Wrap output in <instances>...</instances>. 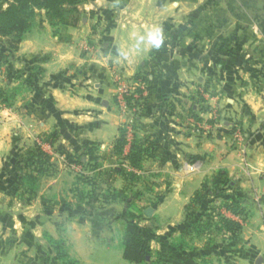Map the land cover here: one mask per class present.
<instances>
[{
    "label": "rangeland",
    "instance_id": "374dc122",
    "mask_svg": "<svg viewBox=\"0 0 264 264\" xmlns=\"http://www.w3.org/2000/svg\"><path fill=\"white\" fill-rule=\"evenodd\" d=\"M106 2L111 9H104ZM69 22L65 29L52 27L39 10L31 29L34 38L28 43L17 44L0 36V210H9L4 224L11 220L20 230L22 222L26 223L32 252H39L41 245L54 252L56 245L64 249L68 235L82 234L87 227L93 232L107 228L106 240L117 239L113 249L121 252L120 240L126 230L149 238L166 225L167 205L160 199L173 170L160 164L164 157L153 158L154 144L145 137L150 117L158 111L156 99L166 91L162 77L158 78L160 72L167 73L164 70L171 65H183L185 74L180 78L175 68L171 73L176 82L170 90L181 93L172 95L175 113L198 138L220 136L221 154L244 160L249 145L244 129L237 122L225 123L223 118L227 97L218 81L227 82L228 71L218 72L216 67L258 68L262 73L254 74V78L260 77L253 81L258 87L264 84V0H87L77 6ZM154 27L161 29L163 44L142 56L141 45L143 50L149 45L142 42L137 47L136 36ZM55 30L59 35H53ZM106 38L111 39V45ZM70 42L75 49L70 54L81 57L76 80L73 76L70 83L65 79L74 71L64 60L49 65V70L65 65L58 78L60 107L52 111L55 104L49 92L37 87L41 82L35 63L23 56L28 51L47 54L56 47L54 43L66 48ZM102 65L108 68L107 74L101 72ZM249 74L242 69L232 79L240 82L237 86L249 84ZM246 89L245 99L264 103V90L259 89V95L250 85ZM90 140H97L98 147ZM60 146L80 156V162L68 161ZM88 146L95 148L92 154ZM133 146L141 149L135 163L130 157ZM40 153L45 155L41 159L45 163L38 174L36 164L33 169L26 165ZM186 165L191 172L197 168L193 162ZM30 170L38 176L35 190L20 179ZM205 181L221 193L209 205L226 218L230 213L226 204L234 200V189L219 172ZM112 189L122 191L121 200L103 202L106 196L117 194ZM221 217L215 215L214 224L220 223ZM245 219L240 217L239 224L244 225ZM209 220L207 215L201 218ZM212 233L219 240L227 234L216 228ZM18 234L11 236L14 239ZM190 237L184 240L190 242ZM158 251L166 254L165 249Z\"/></svg>",
    "mask_w": 264,
    "mask_h": 264
},
{
    "label": "crops",
    "instance_id": "0c3cea01",
    "mask_svg": "<svg viewBox=\"0 0 264 264\" xmlns=\"http://www.w3.org/2000/svg\"><path fill=\"white\" fill-rule=\"evenodd\" d=\"M103 6L104 9L108 10L112 8L109 2L103 4ZM33 36V32H28L22 39V43H28L29 39L34 38ZM109 39L106 43L111 45V39ZM53 41L57 42L58 40L55 38ZM54 44L56 46L53 48L54 50L47 54H42L39 51L29 53L28 51L23 56V59L29 63H35L34 66H36L35 69L41 82L37 87L40 90L49 92L50 95L48 96L55 104L54 108L53 106L50 108H53L52 111L56 107H58L57 109L60 107L58 105L60 104L59 97H61L60 89H62V86L58 78L60 77V69L64 71L65 65L56 68V70H49V65L63 60V62H67L69 64L68 69L73 68L74 71L73 75L68 73L69 77L65 76V79L70 83V77L73 76V81L76 80L75 70L81 59V57L73 58L70 54V52H75L71 42L68 43L66 48L60 43ZM60 48L63 49L60 50ZM140 49H142L141 55L145 56L151 46L149 45L143 50L141 45ZM109 54V52L106 53L107 56ZM244 54L245 57H249L246 51H244ZM174 68L178 76L185 74L183 70L181 71V69H184L183 65H171V67L164 70L167 73H162L161 86L166 87V91L156 99L155 109L158 111H155L150 117L147 136H145L154 144L153 158L157 161L160 160L158 158L164 157L160 164L163 163V165L171 167L173 170L167 181L168 187L160 199V201H165L167 205V208H165L166 225L161 226L154 234L147 236L150 240V249L153 252L165 249L168 264H264V103L255 104L244 97V90L248 85L255 88L256 94L262 95V91L258 90H264V84H260V87L255 85L254 81L257 80L254 79L260 76L258 75L256 78L253 76L258 72L262 73V71L258 68L253 69L248 65L230 66L220 64L216 67L218 72L228 71L225 76L228 81H218L219 86H223L222 89L227 97L223 109L225 111L224 122L239 123L248 138L249 145L246 147V153L242 161L233 154H221L220 136L205 140L201 139L200 136L198 138V135H195L192 130L184 127V120L182 117L179 119L180 116H177L175 107H173L174 99L172 95L177 96L180 92L170 90L176 82V78L171 77ZM242 69L250 72L252 82L249 84L243 82L237 86L236 84L240 82L237 79H232V77L234 73H241ZM100 70L106 74L109 71L103 65L100 66ZM187 80L180 79L179 81ZM159 110L164 112H159ZM224 131H226L225 128ZM113 137L112 135L111 139ZM90 143H93L91 145H95V147H98L97 144H99L97 140H90ZM189 162H193L197 166L193 172L186 165ZM216 172L224 174L228 179L230 188L234 189V194L240 196L231 195L233 197L231 199L239 203L240 213L229 211L230 213L227 214L226 218L238 222L240 217H246L245 224H240V230L234 236L226 230L227 234L220 240L216 239L215 234L213 235L212 232L215 228L217 231L225 229L221 227L220 223L214 224L213 219L215 215L218 218L222 215L217 208L215 209L213 205H209L215 201V198L220 196V191L214 189L203 202L190 206L193 195L201 189L202 184L206 182L205 180ZM216 211L217 214H215ZM8 212L9 210H0V264H62L61 260L57 258L56 252L45 245L40 246L39 252L30 251L26 239L28 234V230L25 228L26 223L22 222L20 230L11 220L8 221V224L6 223L7 225L4 224L6 216L9 215ZM206 215L210 219L208 231L205 234L194 235L190 225L198 218ZM103 228H98L97 231L93 232V230H89L91 227L84 228V230L76 227L75 229L83 230V233L79 235L70 231L74 235H68V237H72V240L69 238V241L66 242L65 249L68 256L78 264H134L123 257L122 250L116 252V249H113L117 239L106 240L104 234L107 228ZM18 232L19 234L13 239L11 234ZM178 236L182 238L191 236L190 242L186 240L188 247L181 251L173 247L174 240ZM45 248L49 251L46 252Z\"/></svg>",
    "mask_w": 264,
    "mask_h": 264
},
{
    "label": "trees",
    "instance_id": "16d2710c",
    "mask_svg": "<svg viewBox=\"0 0 264 264\" xmlns=\"http://www.w3.org/2000/svg\"><path fill=\"white\" fill-rule=\"evenodd\" d=\"M86 1L87 0H0V36L9 37L13 43L18 44L21 42L26 34L31 31L39 10L44 11V14L48 17L52 27L60 26L62 29H65L71 25L69 22L70 15L77 11V6L79 4ZM53 35H59L58 31L55 30ZM140 73V70H138L137 75ZM161 77L162 73L160 72L158 78ZM143 80L147 81L145 77H143ZM151 88L152 86L148 87L149 90ZM138 91L141 92V90ZM87 148L90 154H92L91 152L95 149L92 146H88ZM59 151L60 153L64 152L68 161L80 162V156L75 157L74 154L65 151L63 146L59 147ZM140 152L141 149L139 147L133 146V149L130 152V157L132 158L133 163L137 162L140 157ZM43 156L45 157V155L40 153L37 160H34L33 157L29 158V161L27 160L29 163L26 167L29 168L36 164V167H39L36 172L38 174L42 173L44 170L41 166L45 163V161L41 160ZM92 159L93 157L90 155V160ZM33 171L34 170L27 171L20 179L27 185V187L29 186L32 190H35L38 176L33 174ZM214 189L208 186L207 182H204L201 189L193 195L190 206L203 202L208 195H211ZM216 190L215 192L217 193ZM112 191L117 194L114 197L106 196L103 202L109 203L110 201L121 200L122 191L116 189H112ZM81 198L83 199L84 197L82 196ZM226 207L233 213H240L241 210L240 205L236 200H232L230 204H226ZM219 221L221 227L230 231L233 236L238 230H240V224L238 222L223 217H221ZM209 227L210 222L201 221V218H198L190 225V229L194 235L203 234L204 231H208ZM149 241L148 238L140 233L126 230L120 240L123 257L134 264H168L166 254L159 251L153 252L150 249ZM173 247L174 249L181 251L188 247V243L184 238H179L175 240ZM54 248L56 249V256L61 260L62 264H78L68 256L65 248L63 249L58 245ZM150 258L151 260H149Z\"/></svg>",
    "mask_w": 264,
    "mask_h": 264
},
{
    "label": "clouds",
    "instance_id": "9594fccd",
    "mask_svg": "<svg viewBox=\"0 0 264 264\" xmlns=\"http://www.w3.org/2000/svg\"><path fill=\"white\" fill-rule=\"evenodd\" d=\"M164 37L159 27H154L144 34L136 36V46L139 47L141 43H147L153 48L159 49L163 44Z\"/></svg>",
    "mask_w": 264,
    "mask_h": 264
}]
</instances>
